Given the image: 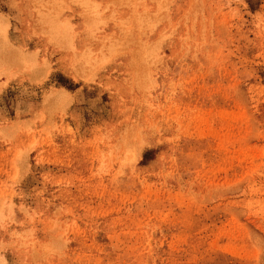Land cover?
I'll use <instances>...</instances> for the list:
<instances>
[{
	"label": "rangeland",
	"instance_id": "obj_1",
	"mask_svg": "<svg viewBox=\"0 0 264 264\" xmlns=\"http://www.w3.org/2000/svg\"><path fill=\"white\" fill-rule=\"evenodd\" d=\"M0 264H264V0H0Z\"/></svg>",
	"mask_w": 264,
	"mask_h": 264
}]
</instances>
